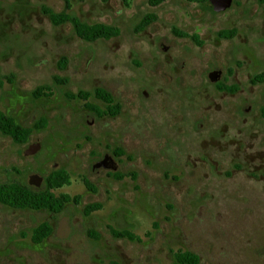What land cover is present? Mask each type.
<instances>
[{
	"label": "rangeland",
	"instance_id": "1",
	"mask_svg": "<svg viewBox=\"0 0 264 264\" xmlns=\"http://www.w3.org/2000/svg\"><path fill=\"white\" fill-rule=\"evenodd\" d=\"M68 1L71 14L118 35L85 41L69 22L53 25L42 5L60 11L64 0H0V109L26 126L45 120L23 144L0 133V182L63 168L71 182L54 192L78 196L59 212L0 203V264H172L176 249L200 264H264V83L248 82L264 72V0L219 12L196 0ZM147 12L156 19L136 31ZM214 69L238 89L219 92L207 77ZM40 86L50 94L34 96ZM95 86L123 99L119 116L66 96ZM105 154L115 168L94 166ZM127 172L135 175L116 176ZM91 202L101 207L86 214ZM42 221L51 232L34 243Z\"/></svg>",
	"mask_w": 264,
	"mask_h": 264
},
{
	"label": "trees",
	"instance_id": "2",
	"mask_svg": "<svg viewBox=\"0 0 264 264\" xmlns=\"http://www.w3.org/2000/svg\"><path fill=\"white\" fill-rule=\"evenodd\" d=\"M64 8L60 11H54L46 5H42V12L47 15L48 19L53 25H59L65 22H69L75 34L85 40V41H94L97 39H109L118 35L119 28L115 25L106 24L103 22H94L88 23L81 20L76 15H73L69 12L70 3L68 0H64ZM164 0H148L150 5H157ZM199 2H208V0H196ZM211 7V6H210ZM156 19V14L153 12L145 13L136 23L134 29L140 31L144 29L148 24ZM177 35L190 37L196 44H201L202 41L194 33L188 34L186 32L173 29ZM234 29H225L219 32V35L222 37H231L234 34ZM66 63V57L60 56L59 64L63 68ZM7 80L9 76L5 77ZM63 82L62 79L59 80ZM250 83H264V72L255 73L249 78ZM219 89H226L229 91L236 90L237 86H227L222 87L217 85ZM45 89V90H44ZM48 88L45 86L37 87L33 91V95L37 96L39 94L48 95L50 94ZM69 99H81L84 102V105L94 113L101 114H115L119 110V104L114 100L112 94L106 89L95 86L92 90L79 89L76 92H69L66 94ZM90 97H95L102 101L104 105L103 108L96 106L94 103L90 102L88 99ZM45 124L43 118L38 119L32 126L22 125L17 122L15 118L5 113L0 109V133L8 136L15 143L23 144L26 143L30 133L34 128L41 127ZM119 153L122 152L120 148L117 149ZM117 152V151H116ZM126 174L134 176V172H127L123 175L117 174V177L125 176ZM70 175L63 169H53L48 172L43 177V187L35 188L30 186L27 183L21 182L19 180H9L0 182V203L8 207L19 208V209H32V210H47L49 212H59L65 204L68 202L77 203L78 196L70 195L68 193H59L54 192L55 188L61 187L63 185L70 184ZM85 184L91 187L87 180L84 179ZM101 207L99 202H91L86 204L83 207L84 212L87 214L93 210H96ZM110 232L115 237H127L130 239L137 238L130 230L128 229H116L112 226H108ZM51 232V225L47 221H42L36 226L31 228L30 239L34 243L41 242L45 237ZM93 237H97V234L94 231L90 230L88 232ZM173 263L172 264H200L199 255L188 249H176L172 251ZM106 264H119L115 260H109Z\"/></svg>",
	"mask_w": 264,
	"mask_h": 264
},
{
	"label": "flooded vegetation",
	"instance_id": "3",
	"mask_svg": "<svg viewBox=\"0 0 264 264\" xmlns=\"http://www.w3.org/2000/svg\"><path fill=\"white\" fill-rule=\"evenodd\" d=\"M207 77H208V79L210 80V81H212L213 82V86L219 91V92H234V91H236L238 88H236V90H234V91H229V90H226V89H219L218 87H217V85H219L220 84V86H222V87H227V86H225V85H222L221 84V82L219 81V79H220V77H221V71L220 70H218V69H214V70H211V71H209L208 73H207ZM216 78L215 80H212V78ZM250 78V77H249ZM248 82H249V79H248ZM250 83V82H249ZM257 83H259V82H257ZM257 83H250V84H252V85H255V84H257ZM230 86H232V85H230ZM100 87H102V88H104V89H106L107 91H109L111 94H112V96L114 97V100L115 101H117L118 102V104H119V110L115 113V114H112V115H109V114H101V115H98V114H96V113H94L93 111H91V110H89L85 105V108L86 109H88L90 112H92V113H94L95 115H97L98 117H104V118H115V117H117V116H119V114L121 113V111L123 110V99L122 98H118V97H115L114 95H113V91L111 90V89H107V88H105V87H103V86H100ZM90 102H92V103H94L96 106H98V107H100V108H103L104 107V105L102 104V101L101 100H99V99H97V98H95V97H90L89 99H88ZM118 148H120L121 150H122V152L121 153H119L118 152ZM117 151V152H116ZM112 152H113V154L114 155H117V156H120V155H124L125 154V151L121 148V147H116V148H114V149H112ZM116 162H114L113 161V159H111L108 155H106L105 154V157L102 159V160H100V161H97L95 164H94V166H103V167H105V168H107V167H112V168H115L116 167ZM43 179V178H42ZM30 185H32V184H30ZM35 186V185H34Z\"/></svg>",
	"mask_w": 264,
	"mask_h": 264
},
{
	"label": "water",
	"instance_id": "4",
	"mask_svg": "<svg viewBox=\"0 0 264 264\" xmlns=\"http://www.w3.org/2000/svg\"><path fill=\"white\" fill-rule=\"evenodd\" d=\"M208 2L210 3L211 8L217 12L223 11L224 9L229 7L231 4V0H208ZM215 79H216L215 77L212 78V80H215ZM38 148H39L38 142L31 143V144H29L28 147H26L25 153L26 154H33L38 150ZM41 181H42L41 176H39L37 174H31L29 176L28 184L39 186Z\"/></svg>",
	"mask_w": 264,
	"mask_h": 264
}]
</instances>
